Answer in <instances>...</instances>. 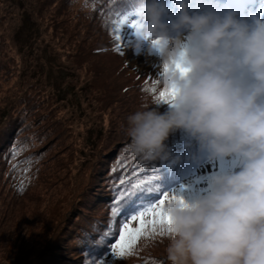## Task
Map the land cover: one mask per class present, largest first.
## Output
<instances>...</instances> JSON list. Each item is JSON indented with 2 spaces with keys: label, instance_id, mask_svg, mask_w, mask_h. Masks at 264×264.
<instances>
[{
  "label": "rangeland",
  "instance_id": "374dc122",
  "mask_svg": "<svg viewBox=\"0 0 264 264\" xmlns=\"http://www.w3.org/2000/svg\"><path fill=\"white\" fill-rule=\"evenodd\" d=\"M129 1L111 0L102 8L97 0H0V146L13 129L24 136L19 147L24 153L18 149L9 156V170L17 182L30 183L23 195L11 193L0 159V264H78L80 244L92 250L83 264H172L167 226L156 225L155 231L147 226L149 234L137 239L131 255L111 252L122 225L141 206L150 205L143 202L149 189L143 182L126 196L139 204H133L128 217L109 220L110 225L118 223V231L102 247L99 242L102 225L99 231L97 225L102 222L97 218L106 216V196L115 198L105 189L107 170L114 169L122 150H133L118 140L127 138L128 117L144 111L141 106L164 113L157 106L165 89L164 66L148 53L147 43L137 53L135 10L115 12ZM163 2L168 8L164 19L170 21L179 9ZM114 36L120 39L111 40ZM183 39L187 44L186 32ZM103 46L106 50L97 52ZM169 103H162L165 110ZM183 137L193 144H185L178 157L169 148L162 160L183 163L191 158V147L199 142L188 133ZM204 151L203 159L185 172L184 185L166 189L170 197L191 201L209 190L211 174L240 166L237 156L210 158ZM20 156L31 167L17 169ZM158 157L153 163L159 164ZM181 168L175 165L172 174ZM124 171L127 193L138 180L128 168ZM159 172L167 177L168 168ZM156 195L152 204L159 202Z\"/></svg>",
  "mask_w": 264,
  "mask_h": 264
},
{
  "label": "clouds",
  "instance_id": "9594fccd",
  "mask_svg": "<svg viewBox=\"0 0 264 264\" xmlns=\"http://www.w3.org/2000/svg\"><path fill=\"white\" fill-rule=\"evenodd\" d=\"M174 3L179 11L166 21L163 0H135L136 51L147 43L160 59L162 83L174 99L165 113L128 117L131 146L156 158L169 133L181 128L210 158L237 156L240 166L211 174L209 190L193 200L165 205L168 258L172 264H264V19L241 20L231 10L190 14L189 0Z\"/></svg>",
  "mask_w": 264,
  "mask_h": 264
},
{
  "label": "trees",
  "instance_id": "16d2710c",
  "mask_svg": "<svg viewBox=\"0 0 264 264\" xmlns=\"http://www.w3.org/2000/svg\"><path fill=\"white\" fill-rule=\"evenodd\" d=\"M97 1H99L102 8H106L105 6L108 5L111 0H105L103 4H101L103 0H97ZM134 2L135 0H130L129 2H126L124 6H122L121 8L120 7L115 8V12L119 14H126L129 10L133 9ZM111 40L116 41V36L112 37ZM105 47L106 46L99 47V48H96V50L97 52L105 51L106 50ZM126 89H128V87H126L124 90ZM162 103H164V101L159 100V103L157 104V106H160L161 110L165 113L167 110L164 109V107L162 106ZM142 107L144 110H153V108H150L149 106H141V108ZM19 130L20 128H17V132H19ZM184 133L186 132L182 130L181 128H177L169 133L168 137L164 141V145H165L164 153L156 159L159 161V164L153 163L151 157H148L143 153L137 152L134 148L132 151L128 152L127 154L123 153V150L121 151L120 157L116 159L117 162H115L113 166L114 169L107 170V178L104 181L105 189L110 190L113 193V196H115V198L113 199L111 194H108L110 195L109 196L110 198L106 196L104 200L105 205H108V208L104 212V215L106 216L104 217L101 216L97 218L98 221L102 222V224L97 225L98 231H99V226L102 225L101 235H100L101 239L99 241L101 243L100 247L104 245V243L106 242V239H111L118 231L116 229V226L118 225V223L116 225H110L108 224L109 220L113 219V223H115V221L118 222L120 219H123L124 217L125 218L128 217L127 215L131 213L132 209H134L133 203H129V202L125 203L124 199H126V196L128 194L136 192L137 189H141L142 186L144 185V184H140L142 182L148 185L147 187L153 191L161 190L163 188V186H161L162 183L159 180V176H160L159 171L163 167L162 157L169 148H171L170 151L173 152L174 150L178 149L179 145L181 146V144H183V140L187 138V137H183ZM16 134H17L16 129H13L12 133L9 134V136L4 139L3 143L0 146V153H1L0 159L3 160V163H4V171L2 174L4 184L7 185L8 190L11 193L13 192L14 195L20 196L25 193L30 183L24 184L25 181L22 183L17 182V180L10 173V170H9V165H10L9 159H8L9 156L15 154V151H17L19 147L21 146L20 142L24 140V136H21V135L16 136ZM118 140L123 141L122 142L123 146L132 145V140L128 132H127V138H125V136L123 135ZM18 152L21 155L24 153L23 146L22 148L19 149ZM113 153L114 152L112 151L110 157L113 155ZM29 167H31V162L28 161L27 157L20 156L17 169L26 170ZM146 167L150 168L148 171L149 173H146L145 171ZM127 168L132 172V175H134V178H136L138 182L131 184L130 190L126 193L123 191V185H124V175H125L124 170H126ZM143 174L144 176H142ZM27 178L28 177H25V180H27ZM147 191H146V194H147ZM88 235H91V234L88 233ZM89 238L90 236H87V239L83 241H88ZM91 255H92L91 248L87 246L86 244H80L78 264H83L88 259V257ZM77 262L78 260L72 261L70 264H77Z\"/></svg>",
  "mask_w": 264,
  "mask_h": 264
},
{
  "label": "snow or ice",
  "instance_id": "6c2138e0",
  "mask_svg": "<svg viewBox=\"0 0 264 264\" xmlns=\"http://www.w3.org/2000/svg\"><path fill=\"white\" fill-rule=\"evenodd\" d=\"M126 20L127 17H125V21H122V23L126 22ZM137 23L138 21L134 22L132 27L136 28ZM116 39L119 40L120 36H117ZM177 68L182 72L186 71V69H184L180 64H177ZM152 91H155V89H152ZM172 99H174V90L167 88L160 92L158 97V100L164 102H170ZM170 199H176V197L174 195L170 197L169 194L165 192L158 203L151 204L146 208L141 206L143 210L131 215L129 221L122 225L119 239H117L112 245L111 252L118 257L131 255L133 252V246L135 245L137 239L141 235L149 234L145 231V228L149 225L152 226L153 231H155L156 225L167 226V232L170 234L171 221L164 211V205ZM132 222H137L135 227L132 226ZM161 234H163V232H161Z\"/></svg>",
  "mask_w": 264,
  "mask_h": 264
}]
</instances>
